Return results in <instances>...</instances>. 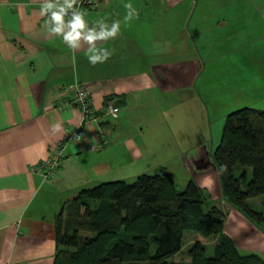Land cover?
<instances>
[{
    "label": "crops",
    "instance_id": "crops-1",
    "mask_svg": "<svg viewBox=\"0 0 264 264\" xmlns=\"http://www.w3.org/2000/svg\"><path fill=\"white\" fill-rule=\"evenodd\" d=\"M128 2L139 12L125 23L133 32L98 42L112 56L93 66L86 46L73 64L62 39L47 35L41 0H0V264H53L55 217L65 203L82 188L145 173L150 158L154 167L165 163L176 182L164 158L178 157L197 185L223 198L205 146L183 151V145L213 133L210 125L211 134L201 127L205 116L220 126L236 108L264 109V0H193L178 40L162 32L172 20L167 15L180 10L170 0H99L90 8L93 20L85 18L89 26L100 18L111 24V8L124 22ZM76 82L89 88L96 119L82 140L67 145L56 176L46 179L31 166L79 122V109L64 104L67 87ZM108 99L118 105V118L105 112ZM57 122L62 130L54 133ZM171 125L175 131L165 134ZM98 142V150L88 149ZM224 207L223 232L241 253L264 257V231L238 209Z\"/></svg>",
    "mask_w": 264,
    "mask_h": 264
},
{
    "label": "trees",
    "instance_id": "trees-1",
    "mask_svg": "<svg viewBox=\"0 0 264 264\" xmlns=\"http://www.w3.org/2000/svg\"><path fill=\"white\" fill-rule=\"evenodd\" d=\"M213 160L223 198L264 228V211L247 201L264 197V109L242 106L229 111ZM222 166L226 171L221 173ZM237 166L239 175L234 172ZM225 218L195 181L189 179L178 189L166 170L139 174L132 182L103 181L80 189L56 215L53 264H264L260 254L238 250L223 232ZM186 230L214 238L212 254L207 255L206 243L197 239L187 251L181 250Z\"/></svg>",
    "mask_w": 264,
    "mask_h": 264
},
{
    "label": "clouds",
    "instance_id": "clouds-1",
    "mask_svg": "<svg viewBox=\"0 0 264 264\" xmlns=\"http://www.w3.org/2000/svg\"><path fill=\"white\" fill-rule=\"evenodd\" d=\"M78 2L79 0H41L39 12L42 17H46V33L51 38L62 39V42L73 53V64L76 61V51L85 48V46V54L91 65L105 63L111 58L112 52L99 46L98 42L115 39L120 34L121 21L114 20L108 24L105 18H100L89 26V22L85 18L88 13L77 7ZM123 7L126 10L125 23L139 16L138 10L131 2L124 3ZM118 112L119 109L109 107V114L114 119L118 118ZM61 130L60 123L52 125L54 133ZM224 171H226V167L222 166L219 172Z\"/></svg>",
    "mask_w": 264,
    "mask_h": 264
},
{
    "label": "rangeland",
    "instance_id": "rangeland-1",
    "mask_svg": "<svg viewBox=\"0 0 264 264\" xmlns=\"http://www.w3.org/2000/svg\"><path fill=\"white\" fill-rule=\"evenodd\" d=\"M173 2V3H172ZM171 3L173 4V6H175L176 8L180 9L177 11V13H171V14H168L167 17H170L172 18V20H168L167 19V22L165 23L166 25V28L164 27V30L162 31L164 35L168 34V32H170V35L172 37H177V40H178V37H179V29H178V26L179 25H183V31L182 32H185V24H183L184 20V11H186L188 8H190L192 5H193V0H170V5ZM82 10H85L86 12H89V15H87V17H89V19L93 20L95 14H94V11L90 8H84ZM108 16L110 18H115L116 20H118L116 17L118 16V14L115 12L114 9H109L108 11ZM168 26H176L177 29L176 30H173V29H170L168 30ZM123 27V28H122ZM131 29H127V26L125 24V22H121V29H120V33L122 35H127V34H130L132 33L133 31H130ZM134 32H138V31H134ZM174 34V36H173ZM174 39L176 38H173V41ZM182 92L180 93H175V96H182ZM183 99V98H182ZM184 100V99H183ZM194 110L195 107H193ZM182 113V117L184 118V114L187 115V118H184V121L183 122H187L189 123V121H191V118H190V115H189V108L186 106V105H181L180 109H179ZM197 111V110H196ZM197 116L199 117V120H202L201 118V115L197 113ZM205 122L201 125V127L208 132V134H211V132H209V128L211 127L212 128V131L213 133L211 135H208V136H203L204 139H201L202 140H199V138L193 142H186L184 143L183 145V151H186L187 149L189 150L191 148V146H193V149L196 150V147L197 146H205V152H207L208 154V160L210 159V162L213 161L214 163V160H213V151L215 149V147L217 146V144L219 143L220 141V138H221V130H222V126H223V123H224V120L222 122V125L218 126L216 124V122H218L216 119H210V120H207L206 119V116H205ZM208 125H210V127H208ZM172 126V130H169L167 127L164 128V133L165 134H170V133H173L175 131L173 125ZM174 130V131H173ZM214 133L217 135L214 136ZM207 135V134H206ZM207 157L204 158V161L207 159ZM154 159L157 160V161H160L161 162V157L160 156H154ZM164 160H167L166 164H167V168H169L172 172V174L174 175L175 179H176V184H177V187L178 189H184L187 181L189 179H194V177L192 175H190L188 173V170L184 167V164L181 165L180 164V161H179V158L176 157V158H168V159H165ZM203 161V162H204ZM152 163V165H149V163ZM156 164V162H152L151 161V158H150V161H145L144 164H143V167L148 170L145 172V174H156V173H161L162 171H164L166 167H163L165 165V163L161 166H158V167H154L153 165ZM149 165V166H148ZM147 166L148 168L150 169H147ZM132 172V169H129V174H131ZM235 174L236 175H239L240 173V167L237 166L235 167ZM139 174H142V173H137V175H135L134 177H131V178H128V179H125V181L127 182H132L135 180V178L139 175ZM190 175V176H189ZM247 176H248V180H250L252 178V170L251 168L249 167L247 169ZM109 181V180H107ZM196 182V181H195ZM249 182V181H248ZM221 190V188H220ZM221 195H222V192H221ZM211 199H213V201L226 213V210H225V207H224V204L225 205H229V206H232L231 204H229L224 198H221L216 196V194L214 192L211 191V195H210ZM223 197V196H222ZM248 204L251 206V208L257 210V211H260V210H263L264 211V197L263 196H258V197H253V198H249L248 200ZM224 202V203H223ZM205 207V206H204ZM234 207V206H232ZM207 207H205L206 209ZM236 208V207H234ZM238 209V208H236ZM239 210V209H238ZM240 211V210H239ZM241 212V211H240ZM250 222L254 223L251 219H249L243 212H241ZM255 225H257L256 223H254ZM258 228H260L262 231H264V228L263 227H260V225L258 226ZM199 240L201 242H204L206 243V254L207 255H211L212 254V246H213V243L215 241L214 238H209V239H205V238H202L200 237L199 235H197L195 232H192V231H189V230H186L184 231V236H183V245H182V248L181 250L183 251H187V249L190 247V245L192 244V242L194 240ZM154 246H155V243L151 245V250L153 251L154 250ZM178 255H181L179 253H177V256Z\"/></svg>",
    "mask_w": 264,
    "mask_h": 264
},
{
    "label": "built area",
    "instance_id": "built-area-1",
    "mask_svg": "<svg viewBox=\"0 0 264 264\" xmlns=\"http://www.w3.org/2000/svg\"><path fill=\"white\" fill-rule=\"evenodd\" d=\"M98 3L99 0H79L77 7L80 9L95 8ZM66 90L68 91L70 98L69 100H65L64 104L79 109L81 118L75 126L65 129L63 135L55 142L45 158L31 166L33 172L38 173L46 179L56 176L57 170L65 158L64 150L67 145L82 140L86 133V125H88L92 119H96L95 109L93 108L90 99L89 88L85 84L76 82L67 87ZM110 106L119 109L118 105L114 102V99H108L105 104V112L107 114H109ZM77 137H79V139H77ZM100 147L101 142H98L96 144H90L88 149L96 151Z\"/></svg>",
    "mask_w": 264,
    "mask_h": 264
}]
</instances>
